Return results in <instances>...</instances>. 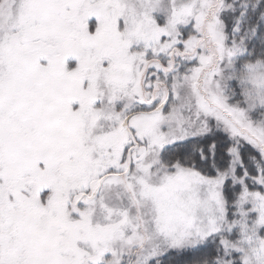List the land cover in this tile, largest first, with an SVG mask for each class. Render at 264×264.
Returning a JSON list of instances; mask_svg holds the SVG:
<instances>
[{
  "label": "snow or ice",
  "instance_id": "obj_1",
  "mask_svg": "<svg viewBox=\"0 0 264 264\" xmlns=\"http://www.w3.org/2000/svg\"><path fill=\"white\" fill-rule=\"evenodd\" d=\"M0 264H264V0H0Z\"/></svg>",
  "mask_w": 264,
  "mask_h": 264
}]
</instances>
